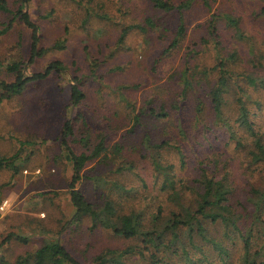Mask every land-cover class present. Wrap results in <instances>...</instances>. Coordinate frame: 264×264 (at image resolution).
<instances>
[{
	"label": "trees",
	"instance_id": "trees-1",
	"mask_svg": "<svg viewBox=\"0 0 264 264\" xmlns=\"http://www.w3.org/2000/svg\"><path fill=\"white\" fill-rule=\"evenodd\" d=\"M193 1L151 0L161 15H178L174 36L155 65L185 41V14ZM28 2L19 0L12 7L8 0H0V12L9 18L5 30L14 20L32 28L31 63L40 53V35ZM203 3L211 9L210 0ZM161 19L155 14L146 25L125 27L118 42L122 44L131 28L170 29ZM206 34L200 40L211 46L213 63L197 61L202 51L196 43L171 82L157 84L139 106L137 101H126L130 111L122 125L127 127L124 139L136 144L134 152L140 157L110 168L121 176L102 175L107 191L101 202L89 198L83 186L88 180L101 184V176L84 170L98 158L101 163L96 165H107L110 157L115 160L126 150L125 142L109 149L106 133L91 139L84 131L80 140L86 142L85 149L76 152L67 140L63 142L73 170L68 191L74 211L62 229L67 224L68 229L73 224L80 227L87 220L90 230H106L124 241L97 253L91 264H264V49L250 42L249 52H241L238 42L249 38L239 18L229 12L214 11ZM62 68V62L54 61L44 72L28 75L19 61L8 64L14 78L0 81V102ZM171 84L174 95L160 96L164 87L170 91ZM84 98L80 81L73 84V104H83ZM79 117L84 120L81 112L65 121L66 136L79 126ZM7 160L0 158V168L13 169ZM130 175L136 178L133 184L128 183ZM18 264L84 263L61 241L48 240L20 256Z\"/></svg>",
	"mask_w": 264,
	"mask_h": 264
},
{
	"label": "rangeland",
	"instance_id": "rangeland-1",
	"mask_svg": "<svg viewBox=\"0 0 264 264\" xmlns=\"http://www.w3.org/2000/svg\"><path fill=\"white\" fill-rule=\"evenodd\" d=\"M8 1L13 7L19 0ZM210 3L212 7L208 9L203 0L193 1L185 14V41L156 65V58L174 36L178 15H161L163 12L154 10L151 0H30L27 9L40 35V53L31 63L32 28L22 20H14L5 30L9 18L0 12V81L13 80L7 65L15 61L28 75L44 72L54 61L63 64L61 71L53 70L45 78L29 82L22 92L0 102V158H7L14 167L0 168V204L6 198L10 201L6 211L0 212V264H18L20 256L48 240L61 241L84 264H91L94 256L107 247L122 246L124 241L110 232L90 230L87 220L80 227L73 224L68 229L67 224L62 229L74 211L68 191L73 170L63 142L67 140L76 152L85 149L86 142L80 140L82 131L91 139L106 133L109 149L125 142L126 150L115 155V160L110 157L104 162L107 165H96L101 163L98 158L84 170L101 176V184L88 180L83 185L89 198L101 202L107 191L102 175L121 176L114 175L110 168L140 157L134 152L136 144L124 139L127 127L122 125L130 111L126 101H137L139 106L157 84L171 82V76L183 69L186 54L196 43L195 47L202 51L197 61L214 62L211 46L208 48L200 40L207 33L214 11L239 18L249 38L248 42L247 38L238 42L243 54L253 47L250 42L264 49V0ZM155 14L170 29L148 28L142 32L131 28L122 44L118 42L125 27L146 25V19ZM79 81L85 98L83 104L75 105L71 100L72 85ZM173 85L177 86L175 79ZM173 85L169 92L164 87L160 96L174 95ZM81 112L88 121L79 117V126L66 136L65 121ZM141 162L147 160L141 158ZM140 167L145 174L146 169ZM127 180L133 184L136 178L130 175ZM18 237H26L27 241Z\"/></svg>",
	"mask_w": 264,
	"mask_h": 264
},
{
	"label": "built area",
	"instance_id": "built-area-1",
	"mask_svg": "<svg viewBox=\"0 0 264 264\" xmlns=\"http://www.w3.org/2000/svg\"><path fill=\"white\" fill-rule=\"evenodd\" d=\"M10 206V201L8 198L4 199L0 204V212L6 211V209Z\"/></svg>",
	"mask_w": 264,
	"mask_h": 264
}]
</instances>
